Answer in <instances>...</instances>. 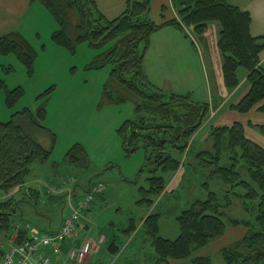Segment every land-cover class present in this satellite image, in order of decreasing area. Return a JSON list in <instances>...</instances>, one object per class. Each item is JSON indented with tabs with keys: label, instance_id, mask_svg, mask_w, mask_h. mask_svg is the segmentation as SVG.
<instances>
[{
	"label": "rangeland",
	"instance_id": "374dc122",
	"mask_svg": "<svg viewBox=\"0 0 264 264\" xmlns=\"http://www.w3.org/2000/svg\"><path fill=\"white\" fill-rule=\"evenodd\" d=\"M180 2L181 0H175L176 7L180 6ZM44 10L41 38L37 40L28 35L38 55L33 73L30 74L15 55L0 54V80L5 82L8 90L21 87L25 91L23 99L14 108L8 107L6 92H1L0 124L9 122L12 115L25 109L35 113L44 105L47 111L44 126L51 131L50 134L36 129L29 130L33 139L45 149L52 150L51 159L46 163H35L25 185L14 196L15 190L6 193L0 189V204L10 198L15 200L13 208L17 215L12 217L14 226L29 223L33 230L50 234V231L59 227L70 210L67 198L61 193L50 197L47 193L49 189L69 183L65 188H71L76 197L82 199L85 196V189L82 187L91 186L92 189L103 184L106 186L105 193L95 196L77 231L81 237L79 239L101 241L95 247H99L100 252L94 255L90 264H158L152 240L144 227L145 218L160 215V237L175 241L180 236L178 218L196 202L206 201L213 192L225 207L223 219L228 229L223 238L198 251L193 258L209 257L213 264H224L221 251L242 240L248 232L242 226L232 227L230 220L255 222L254 211L248 213L244 209L246 199L243 196L247 191L242 185L235 186L242 184L240 181H251L246 171L240 168L242 160L231 159V153L226 151L219 166L232 168L235 165L232 169H240L242 176L237 182L225 185L214 174L216 161L205 154H215L213 129L235 123L244 125L247 138L264 147V115L256 109L250 115L231 109L232 104H237L247 95L248 87L242 88L230 103H225L226 97L222 91L227 89L222 85L223 71L212 67L200 41L208 33L197 36L191 29H185V33H181L186 40L185 47L174 44L170 51L163 53L166 55L167 68L156 73L157 85L173 93H182L181 96L190 95L193 102L208 104L210 113L203 128L194 136L189 149L182 156L180 169L165 175L167 186L163 195L149 197L154 201L153 205L149 204L144 201L146 193L143 190L150 189L151 173L147 167L143 145L140 144L139 150L130 155L125 151L119 134L121 126L134 117V104H109L104 101L103 92L110 78V66L100 70H87L86 67L100 53L87 43L79 45L75 54L56 45L52 36L59 27L50 13ZM145 18L155 23V11ZM212 26L220 28L217 23ZM158 36L156 33L150 40L149 50H152L153 43V53H149L148 57L153 56L154 61L157 57L154 53L160 51ZM216 36L219 38V34L212 30V36L207 41V45H213V50ZM169 55L172 59L168 58ZM207 66L209 79L205 72ZM190 68L195 73L194 84H189L194 90L187 94L184 88L179 90L183 84H179L176 78L169 77L168 73H182ZM246 74L248 72L245 69H240L238 77L242 78ZM180 78L179 81L182 82L184 78ZM50 90L51 93L47 95ZM233 92L228 91L227 94ZM76 145L82 146L88 154L89 162L86 167L76 164L75 159H67L68 153ZM175 155L178 156L177 153ZM229 204L230 207L226 208ZM127 230L135 231L128 237L125 233ZM135 232L136 236L131 242ZM12 233L13 229L8 233H0V252L7 250ZM113 245L120 248L122 253L127 250L122 258L118 256L120 250L115 253L117 250ZM191 261L192 259L176 262L191 264Z\"/></svg>",
	"mask_w": 264,
	"mask_h": 264
},
{
	"label": "trees",
	"instance_id": "16d2710c",
	"mask_svg": "<svg viewBox=\"0 0 264 264\" xmlns=\"http://www.w3.org/2000/svg\"><path fill=\"white\" fill-rule=\"evenodd\" d=\"M34 1L39 2L57 23L59 29L52 36L56 45L75 54L79 45L87 43L100 53L86 69L100 70L110 66L104 101L134 104V117L121 126L119 134L130 155L143 145L151 173L150 189L143 190L146 193L144 201L149 204L154 203L150 198L163 195L167 186L165 175L180 169L182 156L210 113L208 104L195 103L190 95L165 93L150 82L145 59L154 34L165 27H174L183 33L185 29H191L195 35L202 36L209 32V24H220L218 48L223 56L224 86L230 92L240 86V69L248 72L250 85L248 94L232 108L241 114L254 109L264 114V71L260 67L264 36L254 37L251 13L227 0H194L191 5L182 6L178 19L164 24L145 18L155 0H128L125 13L114 21L104 17L92 0ZM0 54L15 55L30 74L38 57L33 46L19 32L0 37ZM2 91L6 92V103L10 108L25 95L21 87L8 90L5 82L0 80V94ZM46 114V107L42 105L35 113L25 109L12 115L9 122L0 124V189L4 192L10 193L24 186L32 166L51 159L52 150L45 149L29 133L30 129L50 133L44 126ZM212 137L215 154L205 155L216 161L214 174L227 186L237 182L242 176L240 169L234 171L235 165L232 168L219 165L226 151L231 153V159L240 158L243 163L240 168L246 171L251 182L240 181L242 184L235 186L242 185L247 191L243 196L245 211L256 214L254 223L230 220L232 227L242 226L248 232L242 240L221 251L224 264H264V147L247 138L241 123L215 128ZM67 159H75L76 164L85 167L89 162L87 152L80 145L68 153ZM90 190L91 186L85 193ZM13 207L12 201L0 204V233L14 229L12 217L17 213ZM229 207L230 204L226 206ZM224 208L213 192L206 201L196 202L178 218L180 236L175 241L160 237V215L145 219L144 227L152 240L158 264L189 259H192L191 264H213L209 257L193 256L226 235L228 225L223 219ZM134 231L125 233L129 237ZM113 247L120 249L116 245Z\"/></svg>",
	"mask_w": 264,
	"mask_h": 264
},
{
	"label": "crops",
	"instance_id": "0c3cea01",
	"mask_svg": "<svg viewBox=\"0 0 264 264\" xmlns=\"http://www.w3.org/2000/svg\"><path fill=\"white\" fill-rule=\"evenodd\" d=\"M92 1L96 3L99 11L103 14V16L106 17L110 21H114V20L118 19L120 16H122L125 13L126 8H127V2H128V0H92ZM227 1L231 5L240 8L242 11H246V12L251 13V15L253 17V25H252L253 36L256 38L264 36V0H227ZM193 2H194V0H185V1L181 0L180 6L176 7L175 0H155L151 4L150 14H152V12L155 11V14H156L155 23L164 24L168 21L178 19V12L182 9V6L183 5L189 6V5L193 4ZM44 9L45 8L39 2L34 1V0H0V37L5 36V35L12 33V32H19L32 45L33 43L29 40L28 35H31L32 37H34L37 40L41 38L40 30L42 28V19H43V16L45 15ZM213 24H215V22L209 24L208 34L201 37L200 41H201L202 45L204 46V50L206 52V55L209 56V60L211 62L212 67L215 68L216 70L220 69L222 72L223 56L220 53V51L218 50V42L220 39L221 26L219 24L220 28L218 29L217 27H213L212 26ZM212 30L216 31V34H219V38L216 36V38L214 40L215 50L212 49L213 45H212V47H210V45H207V41L212 36ZM55 32L56 31H54V33ZM181 33L182 32L175 29L174 27H165L164 29H162L160 32H158V35H159L158 39L161 43H160V51L159 52L156 51L154 53L157 56L155 61H154L153 56L151 58L148 57L149 53H153V43L151 44L152 50L148 51V54H147L146 59H145V70H146V74H147L150 82L155 87H157L158 89H160L163 92L168 93V94L169 93L172 94L173 92L169 91V89H167L165 87H161V86L157 85V83L155 81L156 76H157L156 73L160 70L163 71V69L167 68V62H166V58H165L166 55L163 54L164 52H166V50L170 51V48H172L174 44H179L178 46L182 45L183 47H185L186 40H184L182 38ZM183 40L185 42H183ZM211 42H213V40ZM150 49H151V46H150ZM184 56L186 57V54H184ZM168 58L172 59V57L170 55L168 56ZM260 67L264 71V52L262 53ZM192 70H193V68H190L189 70L183 71L182 73L176 72V74H171L169 72L168 74H170V75H168V76L172 77V79L176 78V81L178 80L179 84H183L179 90H182L184 88V92L185 93L188 92L187 94H189V93H192L191 91L194 90V87L189 85V84H194L193 81H195V78H194L195 73ZM205 72L207 74V78L209 79V75H208L209 74V68H208V66L206 67ZM180 76L184 78L182 82L179 81V80H181ZM239 78L241 80L240 81L241 84L236 91H234L233 93H231L229 95L227 94L228 93L227 90L222 91V93H224V96L226 97L225 103H230L234 99V97L237 95V93L239 91H241L242 88L244 89L245 87H248L246 89V91L249 92L250 86L248 85L249 84L248 83V74L244 75L242 78L241 77H239ZM222 80H223V75H222ZM208 84H209V87L211 90V82H209ZM222 85H224L223 81H222ZM173 94L180 95V96L183 95L182 93H173ZM239 102L240 101H238V103ZM237 104H232L231 109L233 106H235ZM250 113H248V115H250ZM258 113H261V112L258 111ZM202 128H203V126H202ZM82 188L86 189L85 186ZM18 191H20V188H17V189H15V191H13V196ZM9 201H12L15 203V200L12 198H10ZM6 202H8V201H6ZM3 203H5V202H3ZM147 218H145V219H147ZM63 223H64V219L59 224V227L57 229L52 230L50 232L52 234L57 233L62 228ZM23 225H21V226H23ZM45 233L49 234L47 232H45ZM135 236H136V232L132 236L131 242L134 240ZM78 237L81 238L79 233H78ZM104 237L105 236H101V238H104ZM79 238L77 240L78 244H81L82 241L88 239V238H85V239H83V238L79 239ZM8 247H9V242H8ZM119 250H120V252H119L118 256H121V258H122V256L124 255V253L127 250H125V252L122 253L121 249H118L115 253H117ZM99 252H100L99 247L94 249L91 258L88 261V264H90L94 255L96 253H99ZM118 256H117V258H118ZM169 264H178V262L170 261Z\"/></svg>",
	"mask_w": 264,
	"mask_h": 264
},
{
	"label": "built area",
	"instance_id": "2783aa9c",
	"mask_svg": "<svg viewBox=\"0 0 264 264\" xmlns=\"http://www.w3.org/2000/svg\"><path fill=\"white\" fill-rule=\"evenodd\" d=\"M74 181V180H73ZM61 187L48 190V196L63 194L69 203L70 213L62 228L54 234L40 233L30 224L16 225L9 237V247L0 256V264H88L93 250L101 243L88 238L78 244V228L90 210L95 196L103 195L106 186L98 184L78 199L74 190Z\"/></svg>",
	"mask_w": 264,
	"mask_h": 264
}]
</instances>
